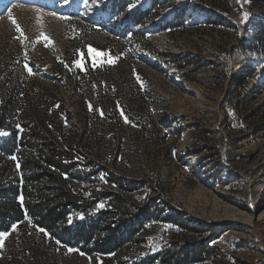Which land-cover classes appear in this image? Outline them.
Returning <instances> with one entry per match:
<instances>
[{
    "label": "rangeland",
    "instance_id": "obj_1",
    "mask_svg": "<svg viewBox=\"0 0 264 264\" xmlns=\"http://www.w3.org/2000/svg\"><path fill=\"white\" fill-rule=\"evenodd\" d=\"M261 23L264 0H0V107H48L138 183L132 201L155 190L181 210L180 225L155 212L94 258L17 222L0 264H162L167 250L177 264L186 237L206 250L188 264H264Z\"/></svg>",
    "mask_w": 264,
    "mask_h": 264
},
{
    "label": "trees",
    "instance_id": "obj_2",
    "mask_svg": "<svg viewBox=\"0 0 264 264\" xmlns=\"http://www.w3.org/2000/svg\"><path fill=\"white\" fill-rule=\"evenodd\" d=\"M150 15L146 8L129 17L134 25H143ZM256 39L264 43V23L258 26ZM3 85L0 81L1 92ZM5 116L10 118L7 123ZM1 131L6 134L0 135V233L30 220L34 229H43L52 240L92 255L116 252L155 212L157 218L173 210L163 218L180 225L181 210L169 205L160 192L152 190L148 201H132L128 193L138 183L115 174L108 160L84 149L80 142L84 130L66 129L48 107L40 109L29 101L18 107L10 101L0 107ZM160 203L167 208H160ZM205 251L186 237L178 251L181 261L176 263L200 261ZM160 258L162 264L172 262L168 250ZM153 262L150 258L140 264Z\"/></svg>",
    "mask_w": 264,
    "mask_h": 264
},
{
    "label": "snow or ice",
    "instance_id": "obj_3",
    "mask_svg": "<svg viewBox=\"0 0 264 264\" xmlns=\"http://www.w3.org/2000/svg\"><path fill=\"white\" fill-rule=\"evenodd\" d=\"M247 17H248V14L247 13H245L244 14V20H247ZM14 23H15V21H14ZM17 31H20V29H19V26H17ZM29 71H31V69H29ZM6 133H4V132H0V135H5ZM15 227V226H14ZM41 231H44L43 229H40ZM7 235H9L8 233H0V246H2L3 245V241H4V238L7 236ZM57 243H59V241H57Z\"/></svg>",
    "mask_w": 264,
    "mask_h": 264
},
{
    "label": "bare ground",
    "instance_id": "obj_4",
    "mask_svg": "<svg viewBox=\"0 0 264 264\" xmlns=\"http://www.w3.org/2000/svg\"><path fill=\"white\" fill-rule=\"evenodd\" d=\"M248 67H250V66L248 65L247 68H248ZM244 71H246V70H244ZM262 82H264V78H262L261 80H257L256 85L259 84V83L261 84Z\"/></svg>",
    "mask_w": 264,
    "mask_h": 264
},
{
    "label": "water",
    "instance_id": "obj_5",
    "mask_svg": "<svg viewBox=\"0 0 264 264\" xmlns=\"http://www.w3.org/2000/svg\"><path fill=\"white\" fill-rule=\"evenodd\" d=\"M248 65H249L251 68H255V66H256L253 62H250Z\"/></svg>",
    "mask_w": 264,
    "mask_h": 264
}]
</instances>
